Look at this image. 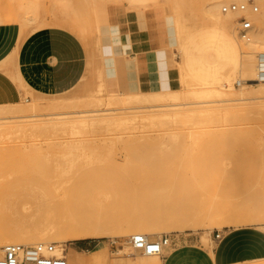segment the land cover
I'll use <instances>...</instances> for the list:
<instances>
[{"label": "rangeland", "instance_id": "374dc122", "mask_svg": "<svg viewBox=\"0 0 264 264\" xmlns=\"http://www.w3.org/2000/svg\"><path fill=\"white\" fill-rule=\"evenodd\" d=\"M206 1L209 0H154V3L149 8H145L134 7L130 5L128 0H122L116 4L103 7L105 11L99 13L101 27H105L106 24L103 26L102 23L106 19V22L109 24V27L107 26L108 30H110V33L106 36L108 39L110 38L109 44L105 45L102 42L104 35L102 32L100 34L101 52L104 56L114 58L112 50L114 47L113 29L116 22L119 25L124 24L117 20L115 22V19L121 17V15L131 13L137 15L140 29L146 27V22L149 21H151V24L155 28L158 27L160 29L164 37V49L163 47L161 49L164 50L163 52H168V63L166 64L165 59V69L163 71V80L165 79L167 82L162 83L166 87L156 90L169 89L173 91L178 90V92L183 93L185 91L181 100L178 101L186 105L184 106L185 108L195 110L192 113L193 115H191V117L194 116L192 122L190 117L188 123L187 119H185V121L181 122L180 120L175 125L168 124L152 129H147L148 127H146V130H144L142 126L138 125L142 129H138L137 126L135 130H131L132 127H127L128 130L122 128L108 132H101L95 127L89 132L76 136H72L69 131L62 129L45 132L35 131L29 127H25L24 130L13 131L12 134H7L3 133L4 130L0 127V190H6V192L8 191L11 194V197H9L10 202H28L33 207H35V203H46L47 197L52 199L53 195H55L51 189L55 185L56 187L61 185V182L64 180L68 185L62 182L64 186L61 187H85L92 192L98 193L97 199L99 202L97 205L91 206L90 218L95 223L100 222L108 226L112 230L111 236L100 239L64 241L62 243L67 249H81L88 243L90 250L80 252L84 259L90 257L89 252L105 249L104 264H138L137 260H140L141 264H161V256H157V259H154L151 256L134 251L130 246V237L132 234L139 233L137 231L139 229L148 232L151 240L167 235L175 237L178 244L184 241L197 244L201 247L202 238L205 237L210 239L213 248L217 243L214 238L216 232H219L222 237L230 228L249 225H257L264 230V111L258 107L251 108L255 105H245V103H249L247 101L228 102L226 99H230V97L228 98L225 95L220 96V98H217L219 97L217 95L211 97V99L215 98V101L219 100L218 103L215 101L212 103V100L209 99L210 97L207 98V96L204 99L203 97L200 99L201 97L186 92L200 90L201 87L196 85L184 87L179 78V65L182 61V54L178 45L179 41L176 38L178 27L181 35L189 32L192 27H196L193 32L195 34L207 28L208 26L202 25L201 22V6ZM237 1L240 0H229L227 3L222 1L220 2V7L223 4ZM54 2L55 0H0V11H4L3 18L8 23L17 24L19 31L20 24L14 17L15 14L21 13L29 19V23L26 26L27 34L22 36L19 32L13 66L16 72L18 71L17 59L19 50L31 35L49 28L65 30L62 26L63 21L59 19V15L55 17V10L52 7ZM166 15L169 18V25L165 19ZM62 16L64 17L65 15L62 14ZM151 16H159L156 23ZM240 16L241 14H238L237 18ZM236 28L237 24L235 26V34L237 35ZM69 31L73 36H75V33H78L73 28H70ZM75 37L80 41L77 36ZM88 45L87 47L83 46L86 59L83 74L70 89L59 93L62 101L56 103V105L46 102L45 99L49 96L50 92L36 90L24 80L23 84L19 86L23 94L21 96L22 99L17 103L25 105L35 99L40 104L41 109L44 110L40 113L46 115L39 119L53 118L56 117L53 116L54 114L72 111V107L75 106V97L85 95L84 89L89 84L94 87L98 80V62L95 61L92 53L88 52L92 47L91 37H89ZM212 52L209 50L210 54ZM122 57L124 62L119 64L116 69L108 64L109 60L103 59L106 83L107 81L116 82L119 80L123 81L125 86L133 83L132 71L126 68L125 56ZM209 59L214 61L216 65L221 63V60L215 55ZM88 64L90 65L89 69ZM88 70L91 74L88 73ZM224 83L227 86L225 81H223ZM121 85L119 89L124 92L123 84ZM234 86L237 89H242L237 84H234ZM259 86L263 87L264 84H260ZM254 87L247 85L244 87V92L248 93ZM11 91L9 79L3 73H0V106L13 103V100L10 99ZM204 100L205 102L203 103ZM76 103H78L76 106L80 107L78 108L79 110L96 109L89 99H78ZM201 103L202 108L210 104L212 106L213 104L218 110L221 108L223 111H217L218 114L208 117L210 116V111H207L208 114L203 110L197 111L202 109L198 106ZM235 103L237 105H234ZM247 107L251 108V111H248ZM240 109H243V111ZM201 114L203 116L206 115L203 117ZM169 130H177L185 134L189 133V130H193L195 134L193 137L187 136L184 143L180 147L173 148L172 152L140 165H137L133 161L130 162L131 158L127 154L128 149H123L120 146H114L111 150L107 147H101L100 139L104 136L114 138L116 135L124 134V137L125 134L127 136L130 133L133 134V138H136L143 135L142 132L146 133V131L147 133L151 132L155 134V136L159 133L158 137L167 141L166 132ZM75 138L86 139L82 144L88 145L90 143L95 148L93 152L87 147L71 150L73 154H77L79 157L76 158L77 160H74L73 164L69 157L61 159L63 154H67L68 151L59 147V144ZM43 158H47L48 160ZM50 159L51 161H49ZM65 160L68 162H64ZM63 163H65V166ZM56 168H58L57 171ZM64 170L67 171L64 173ZM60 172H63L66 176L63 174L62 176ZM49 173L51 176L48 175ZM60 175L62 177H59ZM47 176L50 180L46 179ZM140 179H144L153 190L161 189L162 187L163 190H167L163 192L165 194L164 204L157 205L156 208H153L154 211L149 214L140 209L137 200L136 189L141 181ZM189 181L193 182L197 189L195 194L202 204L200 207L202 210H200L201 212H196L198 210L194 211L193 207L185 206L181 211L175 213L176 205L169 200L168 194L174 195L180 202H183L184 191L174 188L179 184ZM209 208H212L219 214L233 217L237 222L225 226L221 223L203 220V227L192 228L190 223L192 221L197 222L198 219L202 220ZM249 218L258 220L249 221ZM146 223H148L147 226ZM5 244L0 247L1 250L6 246ZM0 256H2V252ZM67 262L69 264L68 259Z\"/></svg>", "mask_w": 264, "mask_h": 264}, {"label": "bare ground", "instance_id": "6f19581e", "mask_svg": "<svg viewBox=\"0 0 264 264\" xmlns=\"http://www.w3.org/2000/svg\"><path fill=\"white\" fill-rule=\"evenodd\" d=\"M119 1L122 0H55L52 7H54L55 10V17L59 15V19L63 21L62 26L65 29L64 31L70 33V28L75 29L78 32L77 34L75 33V36L80 39L82 45L85 47L88 45L89 37L92 38V47L88 52H91L95 61L98 62L97 83L94 87L89 84L84 89L85 95L75 97V106L72 107V111L54 114L53 116L56 117L53 118L39 119L46 115L40 113L44 110L41 109L40 104L35 99H33L32 102L30 101L31 103L28 102L29 104L27 103L25 105L12 103L0 106V116H2V118H0V127L4 130L3 133L12 134L13 131L24 130L25 127H29L35 131L45 132L48 130L62 129L69 131L72 136H76L78 134L89 132L95 127L101 132H108L111 130H120L122 128L127 129V127H132L131 130H135L138 125L142 126L144 130H146V127H148L147 129H152L168 124L175 125V123L180 120L181 122L185 121V119H187L188 123V119L193 115L192 113L195 110H191L190 108L187 109L184 107L186 105L179 103L178 100H181L185 91L183 93L178 92V90L173 91L169 89H164L162 91L139 89L130 91L125 90L123 92L122 90L120 91V89L109 86V83L105 82L103 66L104 56L102 55L100 47L98 18L99 13L105 11V7L110 4H116ZM128 1L130 5H133L134 7L145 8H149V6L154 3V0ZM222 1L227 3L229 0H209L202 4L201 22L202 25H207L208 27L198 34L193 33L196 27H192L189 32L181 35L178 27L176 38L179 41L178 45L183 60L179 65L180 81L184 87L189 85L200 86V90H190L186 92L201 97L200 99H202V97L204 99V97L207 96V98L210 97L209 99L212 100L213 103V101H215V98L211 99L213 95L219 96H216L217 98L225 95L228 98L230 97V99H226L228 102L247 101L249 103H245V105H255L251 108L258 107L260 110L264 111V86H259L260 84H264V10L262 8L257 14H248L246 16V18L250 20L252 28L249 31L248 39L245 40L235 34V26L240 18H237L239 13H223L222 7L229 3L223 4L220 7V2ZM21 5H23V3H21ZM62 14L65 16L63 17ZM3 16L4 11H0V24L8 23ZM14 17L20 24V33L22 36H25L27 34L26 26L29 23V19L21 13L15 14ZM158 17L159 16L156 18L159 19ZM165 19L169 25V18L167 15ZM208 47H213L214 54L211 53L209 55H215L219 58L221 60L220 64L215 65L212 63H206L195 56H191V53L202 54ZM15 52L16 51L14 50L13 54H10L11 57H9L7 61L8 63L3 67L9 71L13 80L21 86L24 78L21 72H16L13 68ZM209 55L207 58H209ZM188 60L191 65L187 62ZM188 64L190 68L187 67ZM89 68L90 65L88 64V69ZM88 73L91 74L89 70ZM223 81L227 83V86L225 83L223 84ZM234 84L241 86L242 89H237ZM247 85L255 87L252 91L247 93L244 92V87ZM78 99H89L91 103L95 105L96 109L79 110L78 108L80 107L76 106V104H78L76 103V100ZM45 101L56 105V103H59L62 100L59 93L50 92ZM218 101L219 100L215 102L218 103ZM201 105L202 103L198 104L200 108H202ZM234 105L237 104L235 103ZM220 109L221 108L218 110L217 107L213 106V104L211 106L210 104L197 111L200 112L203 110L205 113L210 111L211 113L208 117H212V115L218 114L217 111H223V109ZM250 109L248 111H251ZM240 110L243 111V109ZM201 116H203V114H201ZM193 118L194 116L191 117V122L193 121ZM181 122L180 124H182ZM140 126H138V129H142L139 128ZM142 133L143 135L137 136L136 138H133V134L130 133H128L127 136L125 134L124 137V134L116 135L114 138L104 136L100 139L101 147H107L111 150L114 146H120L123 149H128L127 154L131 158L130 162L133 161L134 163L136 162L137 165H140L151 159H158L161 158L162 155L172 152L173 148L180 147L184 143L187 136L193 137L195 134L193 130H189V133L187 134L177 130H169L166 132L168 139L165 141L158 137L159 133H157L156 136L151 132L147 133V131V134L145 132ZM70 139L68 142L67 140L62 142L61 139L62 143L59 144V147L68 151L67 154H63V158L61 157V159L69 157L73 164L78 155L73 154L71 150H79L87 147L93 152L95 148L89 143V141L88 145H83L82 143L86 139ZM43 159L48 160L47 158ZM49 161H51V159ZM64 162L67 163L68 161L65 160ZM63 165L65 166V163H63ZM70 168H72V166H70ZM57 169L58 168H56V171ZM65 171L67 170H64V173ZM50 173L48 175H50ZM62 174L63 172L61 175ZM61 175L59 177H62L65 174ZM46 179H49V177L47 176ZM140 180L141 181L136 189L137 200L140 209L146 214H149L154 211L153 208H156L157 205L164 204L165 194L163 192L167 190H163V187L161 189L153 190L148 186L144 179ZM62 182L65 183V185H68L65 180ZM62 182L58 187H56V185L54 186L52 183L54 187L51 190L54 191L55 195H53L52 199L47 197L46 203H35V207L28 202H10L9 197H11V194H9L8 191L6 192V190H0V247L5 243L24 246H33L38 243H55L57 244V247L54 254H63L67 260L65 251L66 247L62 244L64 241L100 239L111 236L112 230L108 226L100 222L95 223L90 218L91 206L97 205L99 202L97 199L98 193L92 192L85 187L64 188L61 187L64 186ZM176 188L182 189L184 195L182 198L183 202H180L177 197L170 195V193L168 194L169 200L176 205L174 210L175 213L181 211L185 206L193 207L195 209L194 211L198 210L196 212H201L200 210L202 209L200 207L202 204L199 202V198H197L198 196L195 194L197 189L193 182L189 181L179 184L174 189ZM249 219V221L258 220L256 218V220L252 218ZM203 220L213 223H221L225 226L237 222L233 217L219 214L212 208H209L207 214L202 220L198 219L197 222L192 221V223H190L191 227H203ZM147 225L148 223H146V226ZM137 231H139V233L132 234V236L141 235L148 240L150 239L148 232L141 229ZM3 248L2 250L0 249V254L2 252V256ZM202 248L209 254H213V245H211L210 239L205 237L202 238ZM136 252L145 254L143 251ZM145 255L151 256L154 259H157L158 256L149 254ZM2 256H0V259ZM137 263L141 264V261L137 260Z\"/></svg>", "mask_w": 264, "mask_h": 264}, {"label": "crops", "instance_id": "0c3cea01", "mask_svg": "<svg viewBox=\"0 0 264 264\" xmlns=\"http://www.w3.org/2000/svg\"><path fill=\"white\" fill-rule=\"evenodd\" d=\"M152 18L156 23L157 18L155 16ZM116 20L124 24L119 25ZM98 22L100 41L102 32L104 35L102 42L105 45L109 44L110 38L106 37L110 33L109 24L106 19L102 23L103 26L106 24L105 27H101L99 18ZM115 22L112 48L114 58L102 55L104 59L110 61L106 63L115 69L124 62L122 56H125V66L132 71L133 83L125 86L121 80L107 81L109 86L119 89L123 84L124 90L128 91L166 87L162 83L167 82L163 80V71L165 59L166 64L168 63V52L161 49L162 47L164 49V37L160 29L155 28L151 21L146 22V27L140 29L137 15L132 13L117 17ZM19 32V26L15 23L0 24V73L8 76L12 89L10 99L13 103L20 102L23 94L9 71L4 69V65L8 63L10 54L12 55L16 48ZM209 50L212 52L213 47H208L202 54L191 53V56L215 64L209 59L213 57L209 55ZM17 60V70H20L24 80L32 88L51 93H61L70 89L83 74L86 62L82 43L67 31L55 28L41 30L31 35L21 46ZM187 62L190 64L189 60ZM170 240L171 246L161 256V264H264V230L257 225L230 228L219 241L216 240L212 255L197 244L184 241L178 244L175 237H170ZM88 245L87 243L81 249L66 248L69 264H104L105 249L89 252L88 259L82 258L80 252L89 251Z\"/></svg>", "mask_w": 264, "mask_h": 264}, {"label": "built area", "instance_id": "2783aa9c", "mask_svg": "<svg viewBox=\"0 0 264 264\" xmlns=\"http://www.w3.org/2000/svg\"><path fill=\"white\" fill-rule=\"evenodd\" d=\"M262 8L264 10V0H241L222 7V12L241 14L238 19L236 32L241 39L247 40L252 25L246 16L248 14H257ZM214 238L219 241L221 234L216 232ZM129 244L135 251L162 256L164 251L171 246V240L167 235L154 240L135 235L131 237ZM56 247L57 244L55 243H38L33 246L8 244L3 248L0 264H68L65 255L54 254Z\"/></svg>", "mask_w": 264, "mask_h": 264}]
</instances>
